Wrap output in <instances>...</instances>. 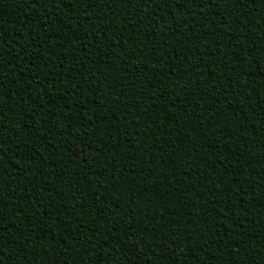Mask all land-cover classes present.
Segmentation results:
<instances>
[{
  "label": "snow or ice",
  "instance_id": "1",
  "mask_svg": "<svg viewBox=\"0 0 264 264\" xmlns=\"http://www.w3.org/2000/svg\"><path fill=\"white\" fill-rule=\"evenodd\" d=\"M21 2L25 3L26 5H31V8L35 10V12H33V24L36 28H41V25H44L45 27L43 29H47L53 23H55V21L52 19V17L55 16V14L53 13V5L57 7L58 11H61V8H64L62 5L67 2L72 6L75 5L78 10L74 15L70 14L69 17L70 20L76 21V24L74 26L75 30L72 31V35L68 37V33H64L65 37H68V39L71 40L70 44L61 37H54L51 34H46L44 31L34 32L33 30H29V32L24 35L23 39H17V37L15 36H8L6 38V33L4 30V24L6 22L3 20V17L0 16V152L8 151V148L5 147L4 140L8 136L7 133L12 130L8 127V125L13 123V119L17 115L14 112L12 105H9L7 107V111L12 112L13 117L9 118L5 115V105L7 101H9L6 98L8 95L12 96V100L14 96L16 97L14 101L15 107H21L22 110L23 104L21 103V97L23 98V103L25 100H27L35 104V107L32 109V111L35 112L37 117H39V119H36L39 136L37 135L36 128H33L32 131L26 130L23 135H21L20 131L17 130L19 136L16 138V145L19 149V152L23 151V157L22 159L17 160L16 164L20 165L21 168L24 169V173L23 176L17 174L15 177H13V179H18L20 181V184L14 189V192L16 194V197H24V199L8 201L10 205H18L20 207H23L24 217H31L32 223L31 225H29L27 219H21L19 208L16 209V214L12 215V206L5 208L0 205V229L8 227V225L14 221H19L18 226L22 225V230L26 234L29 233V228L31 227V235L24 238H21L17 232L12 231L11 229H9V231L11 232L13 238L17 241H20L22 239L29 240V243L24 244L25 249L34 248L36 249L37 253H39L41 248H44L48 250L49 255L52 257L51 260L43 256H40L37 259H32V257L34 256L20 250L18 251L17 255L20 257L19 264H37V260H39V264H81V262L74 259V257L80 252L81 249L87 250L89 246L93 250L87 251V256L89 254H95L101 239L99 234L96 238V243H92L91 245H89V242L93 241L94 238L92 236H85L78 249L77 244L73 240V237L75 235L71 231L70 226H68L61 230V234L63 233V240L66 242L67 248L64 244L60 243L61 234L57 235L56 233L55 243H53L50 239L47 241V245L45 247H41V245H43L46 237H52V229L54 227L59 224H65L68 218L75 219L73 213L77 209L85 208L86 204L80 203L77 200V196H85V190H91L92 192H95V194L99 198L95 201L94 206L96 208L98 205L103 204L104 207H106L112 213L111 222L105 219L104 213L107 211L103 213V216L98 217V220L104 221L103 228L105 229L108 227H117V216L123 218L125 216V213L121 209V206L119 211H117L112 203L108 202L105 204L106 199H104V197L107 194V189L104 187L103 183L105 179L104 172L108 171L109 176L111 177V179L109 180V187L112 188L111 185L113 183L117 185L115 179L116 175L113 176L114 165L112 164L111 167H108L107 165H105L104 167H99L101 164V158L110 159L111 161L115 159L117 161V158L120 157L119 149L123 147V144L120 143L121 138H127V141H132L133 137L141 138L137 141L139 147H137L136 145L133 146L135 154L128 156L127 159L136 161L139 158L143 163L147 165V167H151L150 176L145 171L146 167L141 168L137 172V176H140L144 181L153 179L154 170L151 164H148V162L152 160L151 152L154 149L153 146L156 145L157 141L153 139L152 142L147 144V146L145 147L142 137L146 134L140 131L141 123H137V121L141 120V117H145L148 112H152L153 110L159 111L156 105L157 99L164 101L166 97H171L173 92L183 93L184 96H190L192 99L196 100V103L191 106V113H196L195 109L197 107H200L201 100H204L205 104L207 105L209 95L215 98L218 93H228L227 98L220 100L219 103H217L215 99L211 100L212 103L221 110V112L218 114V121L213 119V115H205V119H207L208 121L213 120V122H215L218 126L221 125V123L223 124L222 127L217 128V131L219 129V131L222 133V138L220 136L221 146L217 148L216 145L208 146V144H205L200 145V147H216L217 151L220 152L221 155H223V153L229 152V148L227 145L230 142L232 144H235V140H230V138L233 137V135L240 133V129L245 127V114L247 115L248 119H252L253 116L252 109L247 107L246 98L242 101L244 106V113L237 111L234 114L233 118L235 119V123L231 124V127H229V123H226V121H230L228 119H224L221 116V113L224 111V109L229 108L228 105L230 103H234L235 100H239L243 95V93H237L234 97L233 93L235 92V90L242 87L244 91L247 92L248 96H252V90L258 89V93H256L255 95H258L260 101L264 102V95H261V91L264 90V81H259L256 79L257 75H264L260 74L258 69L255 72V75H245V72L254 73L250 70L253 68V66H255V63L253 62L254 59L259 63L261 62V60H264V0H21ZM211 3L220 5L225 12H227V9L223 8L224 4L227 3L228 5H230L233 8L234 20L239 21L240 24H236L230 18L229 25L226 28H222L218 24H216L215 27L212 26L211 31H209L208 33L207 40L204 39L203 35H199V37L197 36L196 39H191L194 33H196L195 29L197 28V24H194L192 22L193 19L196 20L197 17H200L204 20V18L199 15V13L201 11L205 12V10L211 13ZM109 5L113 6L114 8V11H112L111 13L108 11ZM151 5H155L156 7L153 8L151 7ZM177 5H181L186 9H190L191 11H182L180 7H177ZM129 6H131V8ZM137 6L149 9V11L141 13L138 18ZM241 6L251 8L253 9V11L251 13L245 14ZM81 8L85 11H79V9ZM165 8L174 9L175 11H169L165 13ZM40 9H42L43 11H40ZM89 9H95V11H89ZM121 9H123V11H121ZM256 9H259V11L257 12ZM45 11L49 13L47 17L44 14ZM157 12L161 14L159 17H164L165 15L175 16V24L164 20V24H167L169 32L164 33V26H161L159 18L157 17ZM85 14L88 16L87 20H85L84 18ZM254 15L256 16L255 22L260 23V28H257L255 26V23L253 22ZM132 17H135V19H131ZM37 18L39 20V23L36 22ZM145 19L148 20L147 33L141 31V29L144 27ZM213 19H215V17H213ZM158 23L160 29L159 33H164V35L161 36L158 34L156 36H152L153 30L157 28ZM209 23L211 24V21H209ZM232 25H235V29H232ZM249 27H251V30L254 33V37H259L258 40L255 38H253L252 40V44L256 45L255 51H249V49L252 47V44H249L248 42ZM89 29H91V31H89ZM172 29H175L174 36L173 32L171 31ZM217 29L220 30L217 31ZM9 30L11 31V29ZM109 31H111L110 37L107 36ZM125 33H127V35H125ZM102 35L107 37L106 54L113 56L121 61H126V63H124L125 68L121 72L116 74V79L118 81L122 83L126 79L130 80L134 72L143 73L142 87L136 82H133V88L140 87L139 94L136 96L134 102H128V100L124 99L123 97L125 96V93L123 97L118 95L117 89L120 87L119 84L116 87H113L110 82L107 85L105 84V80L110 81L109 73L100 71V75L98 76L97 72H93L89 68L85 70L82 66V64L85 65L84 62L89 61L93 64L94 67L97 68V71H99L100 66H107V61L103 58L105 54V48L99 45V40ZM150 36L151 39H149ZM165 37H167V39H165ZM173 37H183L184 39L178 38L169 43V40ZM198 38L201 39L202 43L200 48L196 49V53L199 51L203 54H207L203 56V61H207V66L201 60V57L197 54H194L191 58H189L187 54L181 55L176 47L175 48L177 49V52L173 54V46H175L176 44L186 46V41L190 42L192 40H197ZM18 40L22 43H18ZM153 40L157 41L160 45H167L166 47H162L164 51L163 55H161L157 51L156 45L151 43ZM209 40L211 41V44H209ZM50 41L52 42L51 44L49 43ZM125 41H127L128 43L125 44ZM136 41L147 43L145 44V47H139L138 45H136ZM149 44H151L150 50L146 51V48H148ZM17 45H19V47ZM24 45H27V48H25ZM85 47L87 48V54L79 58L76 57L75 63L79 66H74L72 63H70V60H73V53L76 51L84 53ZM8 48L14 50L15 55H13L11 51H8V53L6 54V49ZM201 48L203 49V51H201ZM29 49H31V51H29ZM130 49L131 52L129 51ZM66 50L67 55L64 54ZM239 52H242L243 55L247 58L246 62L243 60L237 61L234 58V53ZM88 53H91V56H89ZM141 53H143V55H141ZM61 54H63V58ZM186 56L188 58L187 60H185ZM25 57L32 61L31 66L25 62ZM170 58L171 62L169 63ZM21 60L25 62L23 67L20 64ZM101 60L104 61L103 64H101ZM177 60H179L180 63L187 62L188 67L193 69L191 76L185 77L183 75V72L179 70L178 65H174L172 63L173 61ZM6 61L10 63H6ZM36 61L42 62L41 66L43 68H48L50 65L48 62L53 61L55 63H53L52 65H54L56 69H67V76L65 79H61L59 75H56L55 79L51 80L53 82L49 83L57 85L56 92L58 93V95L63 96L64 99L65 97L77 96L82 99L74 100V105L91 104L93 105V107L97 105L96 103H93L91 101H99L100 112L98 115L95 112H91V109H84L85 111L91 113L87 120L92 123L85 127L83 120L80 118V123L77 125L75 123L74 114H72V106L67 104L66 99L63 106L56 107L55 101H53L52 109L46 110L49 101L44 99V93L47 92V89L42 83H40L39 86L34 83L35 76L39 74L38 72L34 71L38 68ZM132 61H135V63H132ZM18 64L21 66L19 71L16 70V66ZM145 64H147V67L151 69V72H145ZM161 64L163 66L158 67V65ZM213 64H215L216 67L220 70L219 75L217 74V71L213 69ZM226 64L227 67H225ZM133 65L139 66V69L137 70V68L133 67ZM237 65L240 66V70L233 71V68L237 69ZM6 68L11 69V72H6ZM169 70H171V72L173 73L172 76H169ZM209 71L214 74L211 79L207 75ZM21 72L23 73V75H21ZM12 73H15L14 78L11 80L15 81L16 90L6 93L5 84L7 83V80L5 79V77H9ZM76 73H79L81 76L89 73L90 75H88V79L78 81L75 78ZM197 73H200L201 75H197ZM45 75L47 74L45 73ZM153 76L155 78H153ZM217 76L220 77L218 82L216 80ZM21 77L24 78L23 84L20 83ZM101 77L103 79H101ZM194 77L196 79H194ZM177 79L179 80V83H177ZM97 80L100 81L99 85H97ZM213 80L215 86L212 88L211 92H209L208 88L205 87V82L207 83V85L211 86L213 84ZM60 83L63 84V92L59 91V89L61 88ZM149 83L153 85L155 90L149 89ZM36 87H39L40 90L36 91L33 95L32 89ZM192 88L201 89L199 95H193L191 93ZM249 89H251V91H249ZM165 90L167 91V95H165ZM34 96L36 98L35 101L33 99H30V97ZM148 97H152L154 99L150 100L148 99ZM161 97H163V99H161ZM141 98H147V100L151 101V103L143 104L141 103ZM101 101H104V103H101ZM172 101L173 103L175 102V100ZM136 102H139V108H137ZM221 102H223V107H221ZM118 103L120 106L119 116H117L115 112H112L111 109L107 106L108 104L117 105ZM171 107L175 108L172 106V104ZM76 108L80 109L78 107ZM207 108L211 107L206 106L202 108L201 111L206 114L208 113ZM141 109H144V111H142ZM137 113H139V115H137ZM80 115L82 117V114ZM262 115H264V113L260 112V109L257 108V118L254 123L259 133V139L256 135H253L254 140L252 144V147L258 145L261 146L262 150H260L259 155H257L256 153L251 152L249 145L247 148L249 149L248 151L251 152V157L258 158L260 167H264V120L260 119V116ZM113 116L119 117V122L113 120ZM191 116L196 115L177 117L175 115L169 116L165 113L162 119L168 121H180L183 119L185 124H187V121ZM105 117H107V119H105ZM196 118L200 119V117ZM160 119L161 117L158 116V120ZM237 120H239V124H237ZM133 121L136 122L135 127L133 126ZM142 123L143 125H146V119H142ZM159 124V129H161L163 125L160 122ZM129 127H131L132 129L131 131L128 130ZM121 128H123L124 131H120ZM232 128H235V134L232 132ZM73 129L79 130L73 131ZM109 129H111V132L108 131ZM70 130L71 132L78 134L81 139H77L76 136L70 135ZM200 131L203 132V135L207 134L204 128L202 130L200 129ZM46 132L49 133L48 143H51L56 149H58L60 154L62 147L63 151L67 152L64 141L68 140L73 144L74 140L75 144L73 145H82V152L89 157L88 162L84 163V156H79L81 158L83 167L89 169V171L87 172L73 170L69 171V165L75 164L76 155H73V158L66 164H62L60 166V171L64 173V175L56 177V179L60 180L64 177H67L69 181H74L70 184V186H68L69 191L73 192V195L70 198L73 207L71 210H69V212L66 213L64 220H62L59 215L55 214V210L57 208V200L55 199V197H57V191L54 190L49 183H44L42 189L40 188L39 182L31 183V190H29L28 184L25 183L29 182L28 178H33L32 171L28 170L33 167V156H35L34 165L36 169L40 170L39 172H37L38 176L44 177L45 181H48L50 179V177L45 176V173L41 170L40 165L37 164V160L41 161V159L36 155V153H40V145L44 146L45 152H47V143L44 140L39 139V137L44 136ZM85 132H87L86 137L84 136ZM137 132L142 133V135L137 136ZM148 132L154 133L155 130L149 127ZM215 134L216 133L213 132V135ZM241 134L246 136L248 132L245 131ZM105 135L108 136L107 143H105L103 138ZM85 138H87V143H85ZM224 141H227L228 143H223ZM183 143L184 141H182V145ZM188 143L191 142L188 141ZM240 143H242L241 149H243V141H240ZM109 144L113 145V147L109 148ZM92 145H97V147L92 148ZM170 145L173 146L171 148H173L174 150L177 148L175 141H172ZM25 148H27V152L25 151ZM97 148L103 149V153H98ZM231 151L235 153V147H233ZM106 152L109 154L107 157H105ZM9 153H11V157L15 156L14 150L8 151V154ZM144 153H148V156L145 157L143 155ZM162 154V149L157 150V158H160ZM125 155H127V153H125ZM55 156L57 155H43V159L46 161L50 158H54ZM237 157L238 161L233 169H235L237 166H241L240 161L243 159H241L240 156ZM251 157H248V160L245 161V163L249 164ZM195 158L201 159L199 152L195 153ZM217 159L219 160V157ZM96 161H98V163H96ZM205 163L206 167L204 168L203 173L199 171L198 175L191 178V185L194 186V189L191 192V201L189 198V188L187 186L189 183L185 186L183 191H181L179 187L170 189L166 188L164 191V193L175 192L177 195L173 198L177 200L178 207L180 209H187V211L184 213V216H187L188 219L184 220V225L193 224V219L189 214L195 213L197 212V210H199V212L203 214L202 217L200 215H197L195 217L196 220L201 221L202 228V230L198 233H195V235L193 234L195 232L194 227L189 229L184 225H180V222L176 218V213H173L171 218L168 219L166 223H162L159 226H157V224H145L143 220L149 219V211L145 210H149L148 205L154 203V201H152L151 199H149L147 203H145L144 201L143 193L144 189L147 188V185L145 184L143 188L137 189L136 192H132L131 195L127 197V200L122 198L121 189L117 186L114 190L118 195L113 198L119 201L120 205L122 203H127V205L132 208V212L136 214L135 224L137 225V227L132 228L131 231L137 233L138 237L142 239L134 238L131 241L126 239L124 233L127 232L128 229L124 228L122 224L120 225V227H118L123 229V232L120 231L119 233L121 238L120 241H117L115 239L116 234H112L111 237L108 234H105L102 239L111 243L112 248L116 249L117 252L112 253L114 258L109 261L107 259V254L108 252H111L112 249L105 250L104 264H128V260L125 259V257H129V252H133L134 249L129 248L127 251H123L124 245H128L130 243L142 245V240H148L150 243H155L157 245H166L169 249L173 248L174 242H178V244L182 247L179 248L176 252L175 261H173L172 259H167L168 264H186V258L192 255L191 251L189 250V244L193 245L194 240L198 241V244L194 246L197 249L203 247L205 244H209V237L214 230L219 231L220 235L214 236V238L211 240V244L215 245L216 241L219 240L222 241L226 246L223 252L219 251L220 256H223L225 252H228L227 245L229 244V241L245 240L246 237L244 233L241 232L239 227L234 225L233 218L242 214V209L238 204V201L242 195L240 189L247 186L244 181L252 180V176L248 173H234L235 178L241 181V183L237 184L232 182L233 174L232 178L229 181L225 182L223 175L220 173L219 176L215 177L216 183L214 184L215 189L219 191L220 195L214 196V194H211L209 192L207 187H204L207 190L204 194V197H206V199H202L200 196L196 195L197 192H200L199 187H201V185L198 186L197 181L201 176L206 179L205 173L207 174V176H211V173L208 171V169L212 168V166L216 167V162L208 163L206 161ZM5 168H7L9 171V167L5 164V159L3 158V156H0V198L3 199H7V197L4 196V193L7 191L4 182L9 180V176H6L3 172V169ZM126 168L128 169V171H125ZM11 169L13 170L12 173H16V169ZM97 169H99V173L103 174V179H101L100 175H97ZM131 169L132 167L127 163L120 164V173L122 175L126 174L128 177H131ZM173 171H175V169H173ZM69 173H71V175H69ZM77 173H80L79 179H77ZM144 173H147V175H144ZM85 175H87L88 177H94V180L88 178L89 182H85ZM161 175H163V173ZM183 176L189 179L187 175ZM155 179L159 180V177H156ZM94 181L96 183L95 188L93 187ZM254 181L258 182L259 184H264V178H261L259 176H257ZM209 183L211 182L209 181ZM79 184H83V189L78 187ZM125 184L127 185L128 189H131L132 187H134L135 181L128 182L126 180ZM101 185H103V187H101ZM77 188H79V193L76 191ZM229 188L234 193V195L231 197L228 195ZM16 189H20V191L17 193ZM25 189H28V191H25ZM49 189L51 190V195L49 193ZM177 189H180V191H177ZM59 192L63 193L62 191ZM137 193L140 194V199H135L134 208L133 204L130 202L129 197H135ZM164 193H162V195H165ZM259 195L261 199L264 200V191L260 190ZM245 197H250V190L247 194H243V198ZM38 199L40 201L39 205L37 204ZM209 201H212V203H209ZM141 204H143L144 207L141 208ZM201 205L204 206L203 209L201 208ZM59 209L64 210V204H60ZM164 211L166 212L165 209ZM45 212L49 213V215L45 216ZM217 212L220 213V217L216 215ZM211 214H214L211 226L205 228L204 225H208L210 223L207 217ZM82 215H85V213L82 212ZM137 216L142 217V219L137 220ZM151 216L154 217L155 213H152ZM161 217L162 219H160V221H165V215H161ZM181 219H183V217H181ZM48 221H51V225L49 226L47 231H44L42 226ZM173 221H175V223H173ZM221 221H226L231 225L230 230L232 232V235H225L222 227L217 229V223L224 225L223 223H221ZM127 222L131 223L132 221L128 220ZM141 222H143L142 227ZM237 224H243L246 230L251 231V229L245 227V225L247 224L246 220L237 221ZM76 228L83 229L84 225L79 220H77ZM95 228L101 229V226L98 225ZM152 228H155L156 232L160 235L150 236L149 233L145 231V229ZM259 229L260 231L264 232V228ZM41 230L44 231V237L37 239V237L40 235ZM90 230L92 231V229ZM165 233H167L166 237L164 235ZM201 233L205 237V239L203 240L201 239ZM81 234H83V232ZM7 235L8 233L0 230V245H2V247H0V251L6 252L10 249V246L8 245L6 240ZM189 236L191 237L190 239ZM260 241V244L257 245V247H259L260 249V255L258 256V259L260 260L261 264H264V235L261 236ZM53 248L57 249V253L55 255H52ZM143 249L144 250L142 251V248H140V251L143 255L149 254L147 246H143ZM233 249L237 252L239 251V249L235 245H233ZM159 250L163 252V255L169 257L173 255L172 252L162 249ZM208 250L209 249H206V251ZM26 255L27 259L25 260L23 257H25ZM129 259L136 258L129 257ZM236 259L239 261L240 257L237 256ZM161 260L164 259H159L158 257H156V264H159ZM245 260H247V257H245ZM147 261L153 264L151 258H148ZM220 261L221 264H225L223 260ZM0 264H7V262L0 260ZM137 264H141L139 259H137ZM187 264H189V260H187Z\"/></svg>",
  "mask_w": 264,
  "mask_h": 264
},
{
  "label": "trees",
  "instance_id": "2",
  "mask_svg": "<svg viewBox=\"0 0 264 264\" xmlns=\"http://www.w3.org/2000/svg\"><path fill=\"white\" fill-rule=\"evenodd\" d=\"M64 8H61V11H58L57 7L53 5V13L55 16L52 17V19L55 21L49 28L43 29L45 26L41 25V28H36L35 25L33 24V19L34 15L33 12H35L34 9L31 8V5H26L25 3L21 2V0H0V16L3 17V20L6 22L4 24V30L6 33V38L8 36H15L17 39H23L24 35L29 32V30H33L34 32H39V31H44L46 34H51L54 37L57 36V38H62L67 41V43H71V40L68 39L72 35V31L75 30L74 26L76 24V21L70 20V14L74 15L75 12L78 10L75 5H70L67 2H65L62 5ZM51 7V6H49ZM131 8V6H129ZM151 7L155 8V5H151ZM177 7H180L182 11H191L190 9H186L181 5H177ZM203 7V6H202ZM245 12L251 13L253 9L251 8H246L245 6H241ZM137 17L139 18L141 13L149 11V9L137 6ZM211 8L212 11L209 13L207 10L205 12L201 11L199 15H201L203 19L200 17H197L196 20L193 19V23L197 24V28L195 29L196 33L191 37V39H196L197 36L203 35L204 39L207 40V36L209 31H211L212 26L215 27L216 24L220 25L222 28L227 27L229 25V20L230 18L236 23L240 24L239 21L234 20L233 16V8L228 5L227 3L224 4L223 8L227 9V12H225L220 5L211 3ZM40 11H43L40 9ZM79 11H85L84 9H79ZM89 11H95V9H89ZM108 11L111 13L114 11L113 6L109 5L108 6ZM123 11V9H121ZM169 11H175L174 9L170 8H165L164 12L167 13ZM258 12L259 9H256ZM45 16L47 17L49 13L45 11ZM161 14L157 12V17L159 18V22L161 26H164V33L169 32V29L167 27V24H164V20H167L169 22H172L173 24L176 23V18L175 16H168L165 15L164 17H159ZM215 17V19H213ZM85 20L88 19V16L85 14ZM179 18V17H178ZM111 19V17H110ZM131 19H135V17H132ZM256 16H253V22L255 23V26L257 28H260V23L255 22ZM211 21V24L209 23ZM222 21V23H221ZM37 23H39V20L37 18ZM244 26V25H241ZM11 29V31L9 30ZM232 29H235V25H232ZM220 29H217L219 31ZM91 31V29H89ZM142 32L147 33L148 32V20L145 19L144 27L141 29ZM159 23L157 24V28L153 30L152 36L156 35H161L163 36L164 33H159ZM173 32V36L175 34V29L171 30ZM68 33V37H65L64 33ZM127 35V33H125ZM107 36H111V31L108 32ZM248 42L249 44H252L253 38L259 39V37H254V33L251 30V27L248 28ZM184 39L183 37H173L169 40V43H171L175 39ZM106 36H101L99 40V45L101 47L105 48V54H104V59L107 61V66H100L99 71H97V68L93 66V64L89 62H84L85 65L82 64L85 70L89 68L93 72H97V75H100V71L109 73L110 74V81L105 80V84L107 85L109 82L113 87H116L118 84L120 87L117 89L118 95L123 97L124 99L128 100V102H134L136 96L139 94L140 87L133 88V82H136L138 85L141 87L143 86V73L142 72H134L130 80L126 79L122 83L116 79V74L121 72L124 68L126 61H121L113 56L107 55L106 54ZM151 39V36L149 37ZM167 39V37H165ZM15 42V41H14ZM18 43H22L18 40ZM50 44L52 43L51 41L49 42ZM128 42L125 41V44ZM147 42H141V41H136V45L139 47H145V44ZM152 44L156 45L157 51L163 55L164 51L162 47H166L167 45L165 44H159L157 41L153 40L151 42ZM201 39L197 40H192L190 42L186 41V46H182L180 44H176L173 46V54L177 52V49L179 50V53L181 55L187 54L189 58H191L194 54H197L198 56L201 57V60L203 61V56L207 54H203L201 52L196 53V49L200 48L201 46ZM209 44H211V41L209 40ZM19 47V45H17ZM25 48H27V45H24ZM47 47V45H46ZM151 44H149L147 50H150ZM177 49H176V48ZM242 47V45H241ZM256 45L252 44V47L249 49V51H255ZM19 50V49H18ZM8 51H11L13 55H15L14 50H11L10 48L6 49V54ZM31 51V49H29ZM131 52V49L129 50ZM201 51L203 49L201 48ZM238 51V50H237ZM85 53V54H84ZM84 53L76 51L73 53V60H70V63H72L74 66L78 67L75 63L76 57H82L83 55L87 54V48H84ZM67 55V50L64 53ZM211 54V53H208ZM89 56H91V53H88ZM143 55V53H141ZM63 58V54H61ZM234 58L237 61H245L247 58L243 55L242 52L239 53H234ZM25 62L28 63L30 66L32 65V61L29 60L27 57L24 58ZM187 56L185 57V60H187ZM23 60L20 61L21 66H24L25 63ZM83 62V61H82ZM171 62V58L169 59V63ZM205 65L207 66V61H203ZM255 63V66H253L251 71L254 73H249L245 72V75H255V72L257 69L259 70L260 74L264 75V60H261L259 63L257 60L254 59L253 61ZM6 63H10L6 61ZM38 68L34 70L35 72H38L35 76L34 83L39 86L40 83L44 84L47 92L44 93L45 97L44 99L48 100L49 103L47 105V109H52L53 107V101H55L56 107H61L65 104V99L67 100V104L72 106V114H74V119L75 123L78 125L80 123V118L84 122V126L86 127L89 125L90 121L87 120V118L90 116V112L85 111V108L91 109V112H95L97 115L100 112L99 108V101H91L93 103H96L97 106L93 107L91 104H83V105H74L73 101L76 99H82L77 96H72V97H64L58 95L56 92L57 85L55 84H49L52 83L55 79L56 75H59L61 79H65L67 76V69H56L54 65H52L53 61H49L48 63L50 64L48 68H43L41 66L40 61H36ZM104 61L101 60V64H103ZM132 63H135V61H132ZM174 65H178V68L180 71L183 72V75L185 77H189L192 75L193 69L189 68L187 65V62L180 63L179 60L173 61L172 62ZM261 64V65H260ZM21 66L18 64L16 66V70L19 71ZM163 65H158V67H162ZM133 67L139 69V66L133 65ZM213 69L217 71V74L219 75L220 70L216 67L215 64H213ZM227 67V64L225 65ZM144 70L145 72H151V69L147 67V64L144 65ZM233 71L240 70V66L237 65V69L233 68ZM6 72L10 73L11 69L6 68ZM45 73L47 75H45ZM21 75L23 73L21 72ZM89 74H85L81 76L79 73L75 74V78L78 81H83L88 79ZM150 75V74H149ZM173 73L171 70H169V76H172ZM179 75V72H178ZM197 75H201L200 73H197ZM208 77L211 79L212 76L214 75L211 71L207 73ZM15 76V73H12L9 77H5L7 80V83L5 84V92L8 93L9 91H14L15 89V81L11 80ZM153 78H155L153 76ZM101 79H103L101 77ZM147 79V77H146ZM194 79H196L194 77ZM220 77L217 76L216 80L217 82L219 81ZM256 79L259 81H264V76H256ZM231 82V81H230ZM20 83H24V78L21 77ZM59 83V82H57ZM177 83H179V80L177 79ZM258 83V81H257ZM100 84V81L97 80V85ZM94 86V85H93ZM215 86L214 80L213 84L211 86L207 85L205 82V87L208 88V91L211 92L212 88ZM30 87V86H29ZM60 92H63V84L60 83ZM95 87V86H94ZM149 89L155 90L153 85L149 83L148 85ZM159 87V86H157ZM39 87H36L32 89L33 95L35 94L36 91H39ZM201 89H196L192 88L191 93L193 95H199ZM251 91V89H249ZM253 94L252 96H248L247 92L244 91V89L241 87L240 89L235 90L233 93V96L237 93H243V95L240 97L239 100H235L234 103H230L228 107L230 108H225L224 111L221 113V116L224 119H228L230 122L226 121V123H229V127H231V124L235 123L234 114L239 111L241 113H244V106L242 101L246 98L247 99V107L252 109L253 116L252 119H248L247 115L245 114V127L240 129V133H237L236 135H233V137L230 138V140H235V144H232L231 142L227 145L229 148V152L223 153V155L220 154V152L217 151L216 147H208L211 145H216L217 148L221 146V141H220V136L222 138V133L217 131L218 127H222L223 124L217 125L213 120H207L205 119V115L211 116L213 115V119L218 121V114L221 112L219 108L216 107L215 104L212 103V99H215L217 103H219L220 100L226 99L228 96V93H218L215 98L211 97L210 95L208 96V101L207 105L205 104L204 100L200 101V107H197L195 109L196 113H191L192 110V105L196 103L195 99H192L190 96H184L183 93L179 92H173L171 97H166L164 101H161L157 99L156 105H157V110H153L152 112H148L145 117H141V120H138L137 123H141V128L140 131L146 135H144L142 138L144 140L145 147L147 144L151 143L153 139L157 141L156 145H154V149L151 152L152 160L148 162V164H151L153 170H154V175L153 179H149L147 181H144L141 179L140 176H137V172L141 168H145V171L151 175V167H147L145 163H143L139 158L136 161H131L128 160L127 157L130 155L135 154L133 146L136 145L139 147L137 141V137H133L132 141L128 140L127 138L123 139L121 138L120 143L123 144V147L119 149L120 151V157L117 158V161L113 159L112 161L110 159H104L101 158V164L99 167H104L107 165L108 167H111L113 164V176H115L117 185L113 183L110 188L109 187V180L111 177L109 176L108 171L104 172V187L107 189V194L104 197L105 204L110 202L112 203L116 210L119 211L120 206L121 209L124 211L125 216L123 218H120L117 216V227H108V228H103L104 221L98 220L99 216H105V219L109 222H111L112 219V213L109 211L106 207H104L103 204L98 205L97 208L94 206L95 201L99 199L95 192H92L91 190H85V196L80 197L77 196V200L80 203H84L85 208L84 209H77L74 213L73 218H68L65 224H59L56 227L52 229L53 235L52 237L48 236L45 238L43 245L41 247H45L47 245L48 240H52L53 243H55V233L57 235L61 234V230L64 229L65 227L70 226L71 231L74 233L73 240L77 244V248L79 249L80 244L83 242L85 236H92L94 239L93 241L89 242V245L92 243H96V238L99 236L101 237L100 243L96 249L95 254H89L87 256V251L93 250L90 246L87 250H80V252L74 257V259L78 260L81 262V264H104L105 260V250L107 249H112L111 252H108L107 254V259L110 261L112 260L113 257V252H117L116 249L112 248V244L104 241L102 237L105 234H108L110 237L112 234L115 235V239L117 241H120V231L123 232L122 228L120 225L122 224L124 228L128 229L127 232L124 233V236L126 239L129 241L133 240L134 238H139L138 234L135 232H132L131 229L137 227L135 224V213L132 212V208L127 205V203H122L120 205V202L115 200L113 197L117 196V192L114 190L117 186L121 189V195L122 198L127 200V197L131 195L132 192H136L137 189L143 188L144 185H147V188L144 189L143 197L145 203L148 202L149 199L154 201L153 204L148 205V209L145 211H149V219H144L143 222L147 225L151 224H157L159 226L162 223H166L168 219L171 218L173 213H176L177 220L180 222V225H184V220L188 219L187 216H184V213L187 211V209H180L177 204V200L174 199L173 197L176 196L177 194L175 192H169V193H164L165 189H170V188H176L179 187L181 191L184 190L185 186L187 185L189 188V198L191 201V192L194 189V186L191 185V178L198 175L199 171L203 173L204 168L206 167V161L208 163L216 162V167L212 166V168H209L208 171L211 173V176H207L205 173V178L201 176L197 183L199 187L200 192H197L196 195L200 196L202 199H206L204 197V194L206 193V188L207 187L209 192L211 194H214V196H219L220 193L217 189H215L214 184L216 183L215 177L219 176L221 173L223 175V178L225 182L229 181L232 178L233 174V183H241V181L237 178H235L234 173H248L249 175L252 176V180H245L244 183L247 185L245 188H241V197L238 201L239 207L242 209V214L240 216L234 217L233 218V223L235 226L239 227L241 232L244 233L246 239L242 241L238 240H231L229 241V244L227 245L228 247V252H225L223 256H220L219 251L223 252L224 248L226 247L222 241L217 240L215 245L211 244V240L214 238V236H219L220 233L219 231L214 230L213 233L209 237V244H205L203 247L197 249L196 246L198 244V241H193V245L189 244V250L191 251L192 255L186 258V264L187 260H189V264H221L220 260H223L225 264H261L260 260L258 259V256L260 255V249L257 247V245L260 244V238L262 235H264V232L260 231L259 228H264V200L261 199L259 195V191H264V184H259L258 182L254 181L257 176L264 178V167L259 166V160L257 157H251V152L256 153L259 155V151L262 150L261 146H255L252 147L254 137L253 135H256L257 138L259 139V133L256 129V125L254 121L257 118V108L260 109V112L264 113V102H261L259 99L258 95H255L258 93V89H253ZM91 95V94H88ZM165 95H167V91L165 90ZM261 95H264V90L261 91ZM9 101H7L5 105V115L8 116L9 118L13 117L12 112L7 111V107L9 105L13 106L14 112L17 114L16 117L13 119V123L9 124L8 127L12 129L9 133H7V138L4 140L5 147L8 148V151H15V156H10L11 153L8 154V151L0 152V156H3L5 159V164L6 166L9 167V171L7 168L3 169V172L6 176H9V180L5 181V187L7 188V191L4 193V196L7 197V199L0 198V205H2L5 208H8L10 206L13 207V213L12 215L16 214V209L19 208V212L21 213V219H27V222L29 225L32 223V218L31 217H24V208L20 207L18 205H10L9 200L15 201L16 199H24V197H16V194L14 192V189L20 184V181L18 179H13L17 174L20 176H23L24 169L21 168L20 165L16 164L17 160L22 159L23 157V151L19 152V149L16 145V138L19 136V133L17 130L20 131L21 135L28 130L32 131L33 128L37 129V135L39 136V131H38V125L36 119H39V117L36 116L35 112L32 111V109L35 107V104L32 102H29L27 100L24 101L23 103V98L21 97V103L23 110L21 107H15L14 101L16 97L8 95L6 97ZM203 98V97H202ZM30 99H33L35 101V96L30 97ZM148 99H154L152 97H148ZM163 99V97H161ZM172 100H175L173 103ZM101 103H104V101H101ZM141 103L147 104L151 103V101H148L147 98H141ZM171 104L173 107H171ZM112 112H115L117 116L120 115L119 112V103L117 105H107ZM137 108L140 107L139 102H136ZM155 106V105H153ZM210 106L211 108H207L208 113H204L201 111L202 108ZM67 107V105H66ZM76 107L80 108L77 109ZM221 107H223V102H221ZM144 111V109H141ZM168 114L169 116L175 115L177 117L180 116H186V115H196V116H191L187 124H185L184 120L176 121H168V120H163L162 117L164 114ZM82 114V117L81 115ZM135 114V113H134ZM139 115V113H137ZM158 116L161 117L160 120H158ZM196 117H200V119H197ZM107 119V117H105ZM113 120H116L119 122V117L113 116ZM142 119H146V125H143ZM261 120H264V115L260 116ZM160 123H162L163 127L159 129ZM133 126H136V122L133 121ZM148 123V125H147ZM237 124H239V120H237ZM151 127L152 129L155 130V132H148V128ZM157 128V129H156ZM205 129L206 135H203V132L200 131V129ZM71 129V126H70ZM79 129H73V131H78ZM131 131V127L128 129ZM232 132L235 134V128L231 129ZM111 132V129L108 130ZM120 131H124L123 128L120 129ZM247 131L248 134L246 136L242 135L241 133ZM213 132L216 134L213 135ZM142 133L137 132L136 135L140 136ZM70 135L76 136L77 139H81V137L74 133V132H69ZM48 135L49 133H45L44 136L39 137V139L44 140L47 143V152H45L44 146L40 145L39 146V151L40 153H36L37 156L40 157V160H37V164L40 165L41 170L45 173V176L50 177L48 181L44 180V177L38 176L37 172H39V169H36L34 163H35V156L32 157L33 159V167L28 169L29 171H32V177L33 178H28L29 182H25L28 184L29 190H31V183H37L39 182L40 188H43L44 183H49L51 187L56 190V196L55 199L57 200V208L55 210V214L59 215L62 220L65 219L66 213L69 212V210L72 209L73 204L71 202V196L73 195L72 191H69L70 184L74 181H69L67 177H64L60 180H57L56 177H60L64 175L60 171V166L62 164H66L69 160L73 158V155H76L75 157V164L74 165H69V171H84L87 172L89 169H86L83 167L81 163V158L79 156H84V163H87L89 160V157L82 152V145L80 146H75V141L73 140V144L71 141L65 140V146L67 148V152L63 151V147L61 148V154L59 153V150L56 149L51 143H48ZM84 136H87V132L84 133ZM105 143L108 142V136L105 135L104 137ZM187 140H185V139ZM172 141L176 142L177 148L174 150L172 145ZM182 141H184L182 145ZM190 141L191 143H188ZM240 141H243L244 143V148L241 149L242 143ZM85 143H87V138H85ZM223 143H228L227 141H224ZM208 144V146L205 147H200V145H205ZM248 145L250 146V151H248ZM11 146V147H9ZM92 148L97 147V145H92ZM109 148L113 147V145L109 144ZM235 147L236 151L233 153L231 149ZM162 149L163 154L160 158H157V150ZM91 150V149H89ZM25 151L27 152V148H25ZM98 153H103V149L97 148ZM199 152L201 159H196L195 158V153ZM127 153V155H125ZM56 154L54 158H50L48 160L43 159V155L48 156ZM60 154V155H59ZM31 155V154H30ZM109 154L106 152L105 157H107ZM145 157L148 156V153L143 154ZM240 156L241 160L240 165L237 166L235 169L233 167L237 164L238 157ZM219 157V160L217 159ZM248 157H251L249 164L245 163V161L248 160ZM98 163V161H96ZM121 163H127L129 166L132 167L131 172L132 176L128 177L126 174H121L120 173V164ZM116 165V168H115ZM68 166V165H66ZM72 169H71V168ZM16 169V173H12V169ZM117 169V172H116ZM175 169V171H173ZM99 169H97V175L101 176V179H103V174L98 172ZM125 171H128L126 168ZM186 171V172H185ZM147 173H144V175H147ZM163 173V175H161ZM71 175V173H69ZM183 175H187L189 177L185 178ZM80 173H77V179H79ZM159 177V180H156L155 178ZM89 179H93L94 177H88L85 175V182H89ZM37 180V181H36ZM132 182L135 181L134 187L131 189H128L127 185L125 184V181ZM184 181V182H183ZM209 181L211 183H209ZM181 184H179V183ZM22 186V185H21ZM47 186V185H45ZM79 188L83 189V184L78 185ZM93 187H96V183L94 181ZM103 187V185H101ZM79 188L76 189V191L79 193ZM259 188V189H257ZM180 189H177V191H180ZM257 189V191H256ZM250 190V197H245L243 198V194H247L248 191ZM17 193L20 191V189H16ZM25 191H28V189H25ZM62 191L63 193L59 192ZM49 193L51 195V190L49 189ZM164 193L165 195H162ZM230 197L234 195V193L231 191L229 188V194ZM222 198V197H221ZM130 202L133 204V207L135 208V199L139 200L140 199V194L137 193L135 197H129ZM14 203V202H11ZM40 201L39 199L37 200V204L39 205ZM209 203H212V201H209ZM230 203V202H229ZM64 204V210L59 209V205ZM140 207H144L143 204L140 205ZM203 205H201V208L203 209ZM166 210V212L164 211ZM115 210V209H113ZM138 211V209H137ZM82 212L85 213V215H82ZM155 213V216L152 217L151 214ZM168 214V216H167ZM45 216H48L49 213L45 212ZM161 215H165V221H160L162 219ZM190 217L193 219V224L192 225H184L185 227H188L189 229L195 228V232L193 233H198L202 230L201 228V221L196 220L195 217L197 215H200L202 217V213L197 210V212L189 214ZM218 217H220V213H216ZM183 217V219H181ZM214 214H211L207 217L208 221L210 222L208 225H204V227H210L211 222L213 221ZM142 217L137 216V220H141ZM79 220L83 225V229H77L76 228V221ZM131 220V223H128L127 221ZM247 221V224L245 225L246 228L251 229V231H248L244 228L243 224H237V221ZM143 222H141V227L143 226ZM175 223V221H173ZM224 225H221L217 223V229L223 228L224 234L225 235H232V232L230 230L231 225L226 222V221H221ZM19 225V221H14L11 224L8 225V227L0 229L8 235L6 236V240L8 245L10 246V249L7 250L6 252L0 251V260L6 261L7 264H19V259L20 257L18 255V251L22 250L27 254H30L34 257L32 259H37L40 256L46 257L49 260H51V256L49 255L48 250L41 248L40 252L37 253L36 249H25L24 244L29 243V240L27 239H22L20 241H17L16 239L13 238L11 235V232L9 229L12 231H15L19 234L21 238H24L26 236L31 235V227L29 228V233H25L22 230V225ZM51 225V221H48L45 223L42 228L44 231H47L49 226ZM101 226V229H96L95 227ZM92 229V231L90 230ZM40 231V235L37 237V239H40L44 237V231ZM149 233L150 236H159L160 234L156 232L155 228L152 229H145ZM83 232V234H81ZM165 237L167 236V233L164 234ZM191 237L189 236V239ZM107 239V238H106ZM201 239H205L204 235L201 233ZM122 242V241H121ZM35 243V242H34ZM60 243L64 244L65 247L67 248L66 242L63 240V233L61 234V239ZM147 246L149 250V254L143 255L140 251V248L143 249V246ZM142 245L141 244H128L124 245L123 251H127L129 248L134 249L133 252H129V257H135L136 259H129V257H125V259L128 260V264H137V259L140 260L141 264H151V262H148L147 259L151 258L153 261V264H156V257L159 259H164L159 262V264H168L167 259H172L175 261L176 259V252L178 251L180 246L178 242L173 243V248L169 249L166 245H157L155 243H150L148 240H142ZM233 245H235L239 251L237 252L236 250L233 249ZM246 245V246H245ZM2 247V245H0ZM14 248V249H13ZM159 249L165 250L172 252L173 255L171 257L163 255V252L160 251ZM206 249H209L206 251ZM198 250V251H197ZM71 251V250H70ZM57 253V249L53 248L52 249V255H55ZM250 253V255H249ZM152 255V256H151ZM15 256V257H14ZM156 256V257H155ZM239 256L240 259L239 261L236 259V257ZM245 257H247V260H245ZM25 260L27 259V255L23 257ZM99 261V262H97ZM37 264H39V260H37Z\"/></svg>",
  "mask_w": 264,
  "mask_h": 264
}]
</instances>
